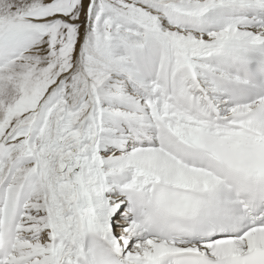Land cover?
<instances>
[{"label":"snow or ice","instance_id":"snow-or-ice-1","mask_svg":"<svg viewBox=\"0 0 264 264\" xmlns=\"http://www.w3.org/2000/svg\"><path fill=\"white\" fill-rule=\"evenodd\" d=\"M0 264H264V0H0Z\"/></svg>","mask_w":264,"mask_h":264}]
</instances>
